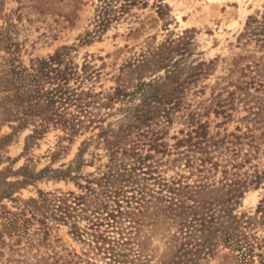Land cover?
Returning a JSON list of instances; mask_svg holds the SVG:
<instances>
[{"label":"rangeland","instance_id":"374dc122","mask_svg":"<svg viewBox=\"0 0 264 264\" xmlns=\"http://www.w3.org/2000/svg\"><path fill=\"white\" fill-rule=\"evenodd\" d=\"M0 264H264V0H0Z\"/></svg>","mask_w":264,"mask_h":264},{"label":"trees","instance_id":"16d2710c","mask_svg":"<svg viewBox=\"0 0 264 264\" xmlns=\"http://www.w3.org/2000/svg\"><path fill=\"white\" fill-rule=\"evenodd\" d=\"M101 8L104 9L103 14L105 13V8L106 5L102 6ZM101 16V14H100ZM104 21V19L101 20V23ZM53 59V57H52ZM58 59H62V57L60 55H58ZM49 67L48 72H52L54 69L53 67ZM70 74V71H68L67 66H65L64 70H62V72H58L55 74V78L56 80H59V84L57 85L56 89H54V93L50 92V95H48L47 101H46V105L50 108V113L49 116L46 118V121H51L53 122V120H55V123H60V125L64 128L67 129L70 134L75 133L76 129L75 126L76 124L73 121L72 117H68L66 116L67 114V108L70 104H75L72 103L73 101H76V97H74V93L69 90V88L66 86L67 80H68V75ZM56 103H58L56 105ZM56 105V106H55ZM77 107H79L80 105L77 104ZM61 109V112L58 113V109ZM202 128V126H201ZM195 132V137L196 140L192 141V137L189 135L187 138L182 139L183 142L188 143V147L189 148H197V149H204V147H206L209 143L211 144H216L217 142H211V139L209 137H206L205 132L203 131H194ZM205 139L203 142L201 141L202 139ZM182 141L179 140V143H181ZM203 144V145H202ZM245 245H238L237 250H242V248L244 247V251L242 253L245 254H249L248 252H251V246L250 243H246L244 242ZM247 250V251H246Z\"/></svg>","mask_w":264,"mask_h":264}]
</instances>
